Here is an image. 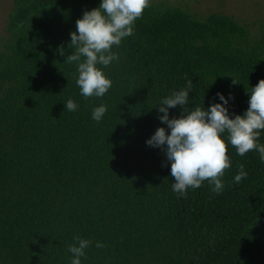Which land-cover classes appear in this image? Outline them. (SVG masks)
<instances>
[{"label":"trees","instance_id":"1","mask_svg":"<svg viewBox=\"0 0 264 264\" xmlns=\"http://www.w3.org/2000/svg\"><path fill=\"white\" fill-rule=\"evenodd\" d=\"M99 3L15 0L9 13L0 38V264H70L76 235L93 242L82 264H264L258 153L229 146L224 191L205 181L177 198L166 155L146 144L166 126L160 98L189 80L190 110L223 92L235 97L230 114H243L247 87L264 79V34L224 12L149 3L134 35L113 48L111 89L85 98L65 61L77 19ZM69 98L77 111L66 110ZM99 104L107 112L96 122ZM241 164L247 177L235 185Z\"/></svg>","mask_w":264,"mask_h":264},{"label":"clouds","instance_id":"2","mask_svg":"<svg viewBox=\"0 0 264 264\" xmlns=\"http://www.w3.org/2000/svg\"><path fill=\"white\" fill-rule=\"evenodd\" d=\"M149 3L150 0H100L98 7L85 10L77 19L75 30L70 33L69 46L73 51L65 62L76 65L80 95L102 98L108 93L112 80L104 69L120 60L119 53L113 48L134 35L136 21L142 17ZM59 51L64 54V47L61 46ZM233 83H237L235 78ZM191 90L192 81L189 80L185 87L160 98L157 118L166 126L158 127L146 140L149 147L161 149L170 162V174L174 178L172 191L177 198L187 197L189 189L200 188L205 181L213 193H222L226 187L222 179L225 170L232 167L229 146L235 148L239 156L254 151L264 163V143L260 142L264 134V79L247 87L249 106L243 114L235 116L228 108L235 98L231 93L217 92L218 102L214 100L209 107L190 110ZM64 103L67 111L78 110L73 99L69 98ZM177 107L181 114L170 116V110ZM106 112L107 105L99 104L92 109L91 118L100 122ZM246 177L247 172L241 164L233 182L240 185ZM74 240L76 242L67 248L71 254L70 264H82L86 249L93 242L79 235ZM104 246L102 241L95 243L96 248Z\"/></svg>","mask_w":264,"mask_h":264},{"label":"rangeland","instance_id":"3","mask_svg":"<svg viewBox=\"0 0 264 264\" xmlns=\"http://www.w3.org/2000/svg\"><path fill=\"white\" fill-rule=\"evenodd\" d=\"M14 2L15 0H0V38L4 34ZM150 3L180 6L198 16L224 12L246 23L255 38H262L264 34V0H150Z\"/></svg>","mask_w":264,"mask_h":264}]
</instances>
